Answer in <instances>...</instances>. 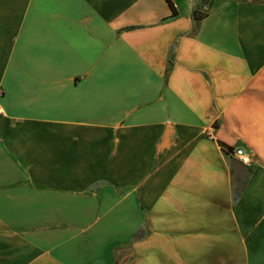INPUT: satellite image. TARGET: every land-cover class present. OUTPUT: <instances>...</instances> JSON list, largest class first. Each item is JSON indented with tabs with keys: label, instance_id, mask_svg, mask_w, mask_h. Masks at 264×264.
I'll return each instance as SVG.
<instances>
[{
	"label": "crops",
	"instance_id": "0c3cea01",
	"mask_svg": "<svg viewBox=\"0 0 264 264\" xmlns=\"http://www.w3.org/2000/svg\"><path fill=\"white\" fill-rule=\"evenodd\" d=\"M169 1L0 0V264H264V0Z\"/></svg>",
	"mask_w": 264,
	"mask_h": 264
},
{
	"label": "trees",
	"instance_id": "16d2710c",
	"mask_svg": "<svg viewBox=\"0 0 264 264\" xmlns=\"http://www.w3.org/2000/svg\"><path fill=\"white\" fill-rule=\"evenodd\" d=\"M165 1H166L167 5H168V7L170 9V15H169V17L174 16L175 15V10H174L173 5L171 4V2L169 0H165ZM169 65L170 64H167V69L169 68ZM166 73H167V71L165 72V74ZM219 145H220V147L223 149V151L225 153L230 152V149L228 147H225L222 143H219ZM232 198H233V200L236 198V193L233 194V197Z\"/></svg>",
	"mask_w": 264,
	"mask_h": 264
},
{
	"label": "water",
	"instance_id": "95a60500",
	"mask_svg": "<svg viewBox=\"0 0 264 264\" xmlns=\"http://www.w3.org/2000/svg\"><path fill=\"white\" fill-rule=\"evenodd\" d=\"M173 136V132L170 130L169 125H165L162 133H161V143L168 144L170 139Z\"/></svg>",
	"mask_w": 264,
	"mask_h": 264
},
{
	"label": "built area",
	"instance_id": "2783aa9c",
	"mask_svg": "<svg viewBox=\"0 0 264 264\" xmlns=\"http://www.w3.org/2000/svg\"><path fill=\"white\" fill-rule=\"evenodd\" d=\"M234 155L237 156V158L242 162L247 164L248 163V156L249 154L244 152L243 150L236 148L235 150H233Z\"/></svg>",
	"mask_w": 264,
	"mask_h": 264
}]
</instances>
